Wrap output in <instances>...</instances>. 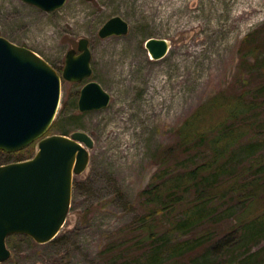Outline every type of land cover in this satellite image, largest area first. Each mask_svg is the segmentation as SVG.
Instances as JSON below:
<instances>
[{
    "label": "rangeland",
    "instance_id": "374dc122",
    "mask_svg": "<svg viewBox=\"0 0 264 264\" xmlns=\"http://www.w3.org/2000/svg\"><path fill=\"white\" fill-rule=\"evenodd\" d=\"M116 15L129 22V32L100 37V28ZM0 35L34 50L61 75L67 52L81 38L90 39L93 73L80 82L63 78L60 107L46 136L80 130L95 141L88 167L74 178L59 233L63 239L38 243L26 234L10 235L12 255L0 264H104L99 253L109 234L140 211L139 192L210 157L204 141L182 144L181 128L191 120L211 139L223 124L222 109L241 95L254 105L236 124L251 125V131H244L223 175H234L249 158L264 153V0H67L52 12L23 0H0ZM151 37L168 40L165 57L151 58L146 47ZM90 80L99 82L111 101L82 112L80 92ZM37 150L38 141L18 152L29 157ZM191 206H181L178 216ZM240 210L231 200L210 205L205 223L166 238H191L216 224L211 239L219 249L205 261L197 259L214 243L207 242L191 253L193 264H264V236L260 242L225 245L237 234L230 227Z\"/></svg>",
    "mask_w": 264,
    "mask_h": 264
},
{
    "label": "water",
    "instance_id": "95a60500",
    "mask_svg": "<svg viewBox=\"0 0 264 264\" xmlns=\"http://www.w3.org/2000/svg\"><path fill=\"white\" fill-rule=\"evenodd\" d=\"M23 1L52 12L67 0ZM129 30V22L116 15L103 24L99 35L122 36ZM146 47L152 59H161L170 43L151 37ZM91 61L87 37L67 52L61 75L34 50L0 35V150L18 152L38 141L33 157L0 164V263L12 255L7 244L10 235L26 234L38 243H48L59 235L66 221L74 178L88 167L95 141L80 130L71 136L46 133L60 107L63 78L74 82L89 78ZM110 101L111 94L90 80L81 89L79 110H100Z\"/></svg>",
    "mask_w": 264,
    "mask_h": 264
},
{
    "label": "trees",
    "instance_id": "16d2710c",
    "mask_svg": "<svg viewBox=\"0 0 264 264\" xmlns=\"http://www.w3.org/2000/svg\"><path fill=\"white\" fill-rule=\"evenodd\" d=\"M247 97V94L241 95L222 109L223 124L218 123L217 135L211 139L205 138L204 134L207 133L194 127L195 124H192L191 120L181 128L182 144H202L201 141H204L212 151L210 157L194 167L163 176L159 182L141 190L138 195L140 211L130 224L109 234L99 253L101 262L104 264H193L192 259L195 257L191 256V253L204 247L207 242H214L211 236L215 234L216 224L199 226L200 234L196 231L195 236L191 238L168 241L166 235L177 230L191 231L195 225L205 223L209 218L206 209L210 205H218L229 200L239 205L241 210L232 220L230 227L237 234L227 243L224 242L225 245L237 247L244 241L254 243L253 241L260 242L263 239L264 153L249 158L237 168L234 175H223V172L235 161L233 151L246 137L244 131L246 133L251 131V125L241 127L236 124L252 110L250 107L254 103L248 101ZM251 141L245 145L250 146ZM0 153L2 154L0 164L21 161L33 156L22 157L21 152L8 153L3 150H0ZM184 204L192 206L186 215L179 217L177 211ZM61 239L63 237L58 235L51 242ZM219 246V242L210 243L203 248V252L200 250L201 254L197 259L200 256V259L205 261L214 247L219 249ZM171 253L174 255L169 260L164 258L165 254ZM251 263L253 262L247 264Z\"/></svg>",
    "mask_w": 264,
    "mask_h": 264
}]
</instances>
